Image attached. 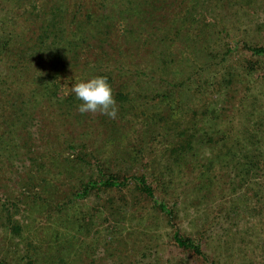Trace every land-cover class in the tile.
Returning a JSON list of instances; mask_svg holds the SVG:
<instances>
[{
	"label": "trees",
	"instance_id": "obj_1",
	"mask_svg": "<svg viewBox=\"0 0 264 264\" xmlns=\"http://www.w3.org/2000/svg\"><path fill=\"white\" fill-rule=\"evenodd\" d=\"M105 1L108 2L105 9L100 3L98 9L89 10L88 17L67 34L65 29L54 32L46 27L41 39L54 63V74L59 72L57 62L64 69L77 70L83 64L81 49L88 48L95 60L93 64L89 60L84 62L83 69L87 70H83V77L107 78L116 101L118 120L128 115L129 108L135 113L130 111V114L136 117L138 109H143L141 137L131 149L129 159L137 161L138 168L134 173L115 168L111 160L103 159L84 140L80 141L82 137L69 140L67 143L74 152L66 158L72 165L68 173L76 178L77 184L67 201L58 199L61 215L55 216V224L64 222L67 235L76 237L83 224L79 220H76L77 228L69 224L74 213L70 207L78 204V197L88 196L93 189L108 193V197L112 192L129 191L130 195L135 192L139 196L138 204L142 198L150 202L151 216L142 212L141 207L136 211L135 203L130 204L132 208L127 201L118 206L107 201L106 218L112 222L106 231L124 233L133 224L155 231L165 218L177 246L210 260L204 247L212 242L203 238L198 229L184 232L178 222L181 211L198 216L200 209L208 207L211 199L217 197L221 205H228L226 212L230 217L256 211L257 203L264 214V20H255L250 15L252 9L253 13L258 10L261 0H190L181 16L172 12L169 16L165 10L178 0ZM117 23L124 31L121 43L109 36ZM170 28L187 48L183 54L167 48L171 41L167 35ZM242 29L251 38L237 37ZM117 46H123L122 52H130L129 55L131 50L140 49L148 62L142 64L149 70L126 68L128 63L117 59L111 66H119V76L126 80L116 91L111 66L104 56L116 54ZM135 75L138 79L128 84L127 80L131 78L132 82ZM52 85L49 78L44 86L45 95H49ZM57 98L75 119L85 115L77 111L79 101L73 93ZM138 100L141 107L134 109L133 102ZM147 138L164 142L165 149L156 155L158 161L150 160L152 157L145 153ZM124 153L128 155L129 149ZM66 159L59 163L67 167ZM187 168L196 173L179 190L177 177ZM59 173L65 174V171ZM159 188L168 198L158 193ZM43 201L51 205L53 200ZM48 216L54 219L51 212ZM7 225L15 234L20 233L18 220L10 217ZM248 231H254L249 238H253L257 248L247 249L243 236L238 244L236 236L228 235L223 243L231 253L225 264H233L237 256L238 264H246L257 250L264 255V239L260 235L264 234V227ZM117 240L123 242L124 238ZM218 251L222 252L220 247ZM214 253L217 255L216 249ZM220 253L212 257L210 264H222ZM0 264H11L1 251Z\"/></svg>",
	"mask_w": 264,
	"mask_h": 264
},
{
	"label": "rangeland",
	"instance_id": "obj_2",
	"mask_svg": "<svg viewBox=\"0 0 264 264\" xmlns=\"http://www.w3.org/2000/svg\"><path fill=\"white\" fill-rule=\"evenodd\" d=\"M188 1L190 0H178L173 7H165V10H168L169 16H172L171 12L181 16L187 9ZM100 3L102 9L103 6L105 9L108 2L0 0L1 254L11 264H210L212 257H218L220 247L223 252L220 253L221 262L225 264L228 253H231L227 244L223 243L228 235L232 238L236 236V243L243 236V245H248L247 249L251 248L253 251L257 246L249 235L254 231L248 230L264 227V214L259 203L256 205V211L244 212L240 217L234 218L226 212L228 205H221L217 197L211 199L208 207L200 209L198 216L181 211L178 217L179 226L184 232L191 233L198 229L203 238L210 239L212 243L209 247H204L210 260L177 246L172 240V228L163 217L160 227L155 231L153 228L145 230L135 224L124 233L114 230L111 234L106 231V227L112 222L111 218H106L107 201L115 206L127 201L132 208L130 204L135 203L136 211L141 207L142 212L151 216L150 202L142 198V202L138 204L139 196L135 192L131 195L129 191L112 192L108 197V193L93 189L88 196L78 197V204L70 207L74 213L71 214L69 225L77 228L76 220H79L83 229L76 237L69 234L72 239L67 235L64 222L55 224V216L61 215L57 208L58 199L67 201L70 198L68 194L77 184L76 178L68 173L72 165L66 158L72 157L74 152L67 143L69 140L82 137L80 141L84 140L89 149L99 152L103 159L111 160L115 168L128 169L132 173L138 168L137 161L129 159L131 149L138 144L137 140L141 137L140 125L145 118L143 109H138L139 116L136 117L130 114L132 110L129 108L128 115L122 120L99 113H86L79 119L72 117L66 107L59 104L57 97L63 98L72 94L71 85L80 80L79 76L83 77V70H87L83 69L84 62L89 60L90 64H93L95 56H92L88 48L83 47L80 59L83 64L77 70L64 69L57 62L59 72L54 74V63L41 39L46 27L54 32L65 29L67 34L75 25L84 21L92 9H98ZM253 12L252 9L250 15L255 17V20H264V0H261L258 10ZM243 30L236 36L251 38L249 33ZM122 33V25L117 23L110 29L109 36H112L115 42L121 43ZM167 35L171 38L170 46L166 45L170 51L183 54L187 50L181 37L175 36L173 28H170ZM51 40L50 38L49 41ZM122 51L123 46H117V53L105 55L104 59L106 57L110 66L115 65L114 62L118 60H123L125 64H130L125 65L126 68L149 70L142 64L148 62L142 57L140 49L131 50V55L130 52ZM119 68L111 66L116 91L126 80L119 76ZM87 77L89 76L83 78ZM49 78L53 85L50 93L45 89L49 93L45 95L44 86ZM137 79L135 75L132 82L131 78L127 82L133 84ZM36 92H43V95ZM138 103L139 100L133 102L134 109L141 107ZM145 143V153L152 157L150 160L155 158L158 161L156 155H160L165 149L163 140L151 141L147 138ZM126 149H129L128 155L124 153ZM64 159L68 160H65L67 167L59 163L64 162ZM59 171H65V174ZM195 173L194 169L187 168L178 175L179 190L189 184ZM158 193L168 198L160 192V188ZM228 194L229 190L226 196ZM172 195L171 193L170 196ZM48 198L55 203H44L43 200ZM41 203L44 206L40 205ZM49 212L54 219L48 216ZM10 217L20 223L19 234L7 228ZM260 235L264 239V234ZM118 238H124V241L119 242ZM214 249L217 250V255ZM236 258L233 264L239 263V257ZM260 262H264V255L257 250L250 255L246 264Z\"/></svg>",
	"mask_w": 264,
	"mask_h": 264
},
{
	"label": "clouds",
	"instance_id": "obj_3",
	"mask_svg": "<svg viewBox=\"0 0 264 264\" xmlns=\"http://www.w3.org/2000/svg\"><path fill=\"white\" fill-rule=\"evenodd\" d=\"M71 92L79 101V113H99L112 119L116 118V101L105 76L95 75L80 79L71 85Z\"/></svg>",
	"mask_w": 264,
	"mask_h": 264
}]
</instances>
